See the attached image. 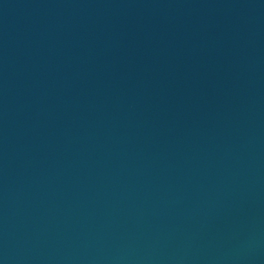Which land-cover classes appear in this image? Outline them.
<instances>
[{"label": "water", "instance_id": "1", "mask_svg": "<svg viewBox=\"0 0 264 264\" xmlns=\"http://www.w3.org/2000/svg\"><path fill=\"white\" fill-rule=\"evenodd\" d=\"M0 264H264V0H0Z\"/></svg>", "mask_w": 264, "mask_h": 264}]
</instances>
